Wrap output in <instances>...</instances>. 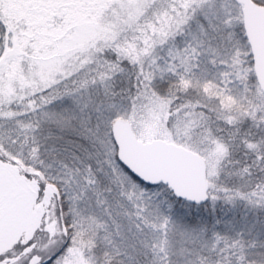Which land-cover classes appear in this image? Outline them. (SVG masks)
Instances as JSON below:
<instances>
[{
    "label": "snow or ice",
    "instance_id": "snow-or-ice-1",
    "mask_svg": "<svg viewBox=\"0 0 264 264\" xmlns=\"http://www.w3.org/2000/svg\"><path fill=\"white\" fill-rule=\"evenodd\" d=\"M0 264H264V0H0Z\"/></svg>",
    "mask_w": 264,
    "mask_h": 264
}]
</instances>
